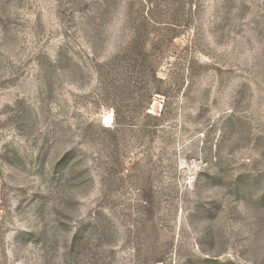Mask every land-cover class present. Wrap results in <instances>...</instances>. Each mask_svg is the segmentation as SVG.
Returning a JSON list of instances; mask_svg holds the SVG:
<instances>
[{"label":"rangeland","instance_id":"rangeland-1","mask_svg":"<svg viewBox=\"0 0 264 264\" xmlns=\"http://www.w3.org/2000/svg\"><path fill=\"white\" fill-rule=\"evenodd\" d=\"M0 264H264V0H0Z\"/></svg>","mask_w":264,"mask_h":264}]
</instances>
